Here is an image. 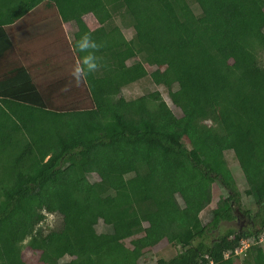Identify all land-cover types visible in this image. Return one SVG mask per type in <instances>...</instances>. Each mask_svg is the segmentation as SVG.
<instances>
[{
  "label": "trees",
  "instance_id": "trees-1",
  "mask_svg": "<svg viewBox=\"0 0 264 264\" xmlns=\"http://www.w3.org/2000/svg\"><path fill=\"white\" fill-rule=\"evenodd\" d=\"M41 1H22L7 24ZM47 1L80 23L83 87L53 95L19 65L0 83V264H33L27 251L41 264H139L164 240L184 250L157 264H264V0ZM148 66L169 74L153 80ZM215 182L229 194L204 224ZM242 193L258 206L254 227L207 243L211 227L236 219ZM47 214L57 219L43 229ZM100 221L128 229L99 232Z\"/></svg>",
  "mask_w": 264,
  "mask_h": 264
},
{
  "label": "crops",
  "instance_id": "crops-1",
  "mask_svg": "<svg viewBox=\"0 0 264 264\" xmlns=\"http://www.w3.org/2000/svg\"><path fill=\"white\" fill-rule=\"evenodd\" d=\"M22 1L31 0H0V24L5 32H0V83L19 65L28 69L41 89L53 95L70 94L78 82L81 89V64L73 47L79 21L64 20L47 0H42L7 24L9 17L22 12ZM82 22L91 30L99 26L92 13L85 14Z\"/></svg>",
  "mask_w": 264,
  "mask_h": 264
},
{
  "label": "rangeland",
  "instance_id": "rangeland-1",
  "mask_svg": "<svg viewBox=\"0 0 264 264\" xmlns=\"http://www.w3.org/2000/svg\"><path fill=\"white\" fill-rule=\"evenodd\" d=\"M120 19L121 18L116 17V22L118 24H120V27H121L122 31L124 32L125 36L130 38L133 35L132 29L130 28V26L122 24ZM257 56H258L259 63L262 66H264V50H258ZM148 70H149L150 77L153 80H156L157 78H159L161 76H164V77L168 76V74H169L167 69L161 68L158 66H148ZM157 89L161 92L162 96L166 99L168 104L173 108L172 102L169 99L167 89L165 88V86H158ZM140 91H141V89L138 86H134L132 88H129L125 92H126V96L130 97V96H134V95L139 94ZM174 111H176V109H174ZM208 122L211 123V120H208ZM124 129L127 132H131V133L133 132L132 129L127 125H124ZM192 155L195 159H197L198 161H201L196 152L192 151ZM226 158L228 160L229 167L233 173L235 183H236V187L238 190L242 191L245 187V184H244L245 183V177H244V174H243V172L239 166V163H238L237 159L235 158V156L231 150H228L226 152ZM84 169H85L86 173H88L91 176V178L94 179L95 175H94V167H93L92 163H90V162L85 163ZM212 192H213V201L204 209V214L202 216V220H203L204 224H208L211 220L212 213L217 212V203L220 200V198L226 197L229 194V191L218 182H215V184L213 185V191ZM239 203H240V206L238 207L236 205V208H235L236 216H237V213H239V212L242 214L245 210L248 212L247 218L241 217V219H240V221L242 222L241 224L243 226H247L246 227V229H247V228H249V226H248L249 224H247L245 220L253 217V215L258 210V206L255 204V201L253 200L252 197H250L244 193L241 194ZM56 219H57L56 215L47 214L46 219L41 224H39V226L42 227L43 229L52 227L55 224ZM239 227H240V223H238V221L236 219L234 221H231V222L230 221L229 222L228 221H222L218 227H215V228L211 227V230L209 229L207 231L205 241L207 243H212L215 239H217L220 235H222L224 232H226L229 228L238 229ZM127 229H128V227H123L117 223H115L114 225H109V224H105L102 221H100L99 224L97 225V230L99 232H112V231L124 232ZM260 241L262 242L263 248H264V230L260 236ZM127 242L130 243L129 239H127ZM183 250H184V247L182 245H180V244L175 245L174 243H170V242L164 240V241L158 243L157 245H155L153 248H150L149 251L145 254V256L143 257V259L140 261L139 264H157L159 259H161V258L166 259V260L170 259L171 257L175 256L177 253H179ZM244 252H246V254H247V249ZM27 256L29 259H31V263L41 264L38 261V255L37 254H33L32 252L27 251ZM240 256L242 258L244 257L243 252L240 254Z\"/></svg>",
  "mask_w": 264,
  "mask_h": 264
},
{
  "label": "flooded vegetation",
  "instance_id": "flooded-vegetation-1",
  "mask_svg": "<svg viewBox=\"0 0 264 264\" xmlns=\"http://www.w3.org/2000/svg\"><path fill=\"white\" fill-rule=\"evenodd\" d=\"M246 215L242 214V213H237V216H236V220L238 221V223H240V227H239V230L242 231L243 229H246L247 226H243L240 221L241 217L243 218H247V216L245 217ZM234 221V220H233ZM247 224H249L248 226L250 227H254L255 223H254V220L252 218H248L245 220ZM231 222V221H230Z\"/></svg>",
  "mask_w": 264,
  "mask_h": 264
},
{
  "label": "built area",
  "instance_id": "built-area-1",
  "mask_svg": "<svg viewBox=\"0 0 264 264\" xmlns=\"http://www.w3.org/2000/svg\"><path fill=\"white\" fill-rule=\"evenodd\" d=\"M249 246H250V240L248 238L243 239L241 241V246L235 250V254L240 255L243 252V254L246 255V252L244 251H246V249H248Z\"/></svg>",
  "mask_w": 264,
  "mask_h": 264
},
{
  "label": "clouds",
  "instance_id": "clouds-1",
  "mask_svg": "<svg viewBox=\"0 0 264 264\" xmlns=\"http://www.w3.org/2000/svg\"><path fill=\"white\" fill-rule=\"evenodd\" d=\"M240 256V255H239Z\"/></svg>",
  "mask_w": 264,
  "mask_h": 264
}]
</instances>
